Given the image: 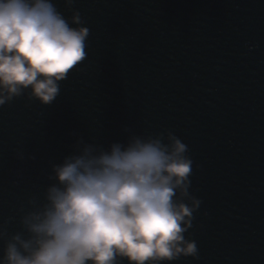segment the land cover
Wrapping results in <instances>:
<instances>
[{
  "label": "water",
  "instance_id": "95a60500",
  "mask_svg": "<svg viewBox=\"0 0 264 264\" xmlns=\"http://www.w3.org/2000/svg\"><path fill=\"white\" fill-rule=\"evenodd\" d=\"M52 3L88 28L85 57L51 103L24 90L0 106V257L28 238L55 165L171 132L192 162L200 203L182 235L197 253L155 264H264V0Z\"/></svg>",
  "mask_w": 264,
  "mask_h": 264
},
{
  "label": "clouds",
  "instance_id": "9594fccd",
  "mask_svg": "<svg viewBox=\"0 0 264 264\" xmlns=\"http://www.w3.org/2000/svg\"><path fill=\"white\" fill-rule=\"evenodd\" d=\"M71 3L72 0H67ZM70 26L52 0H0V106L28 90L44 104L85 57L87 27ZM171 132L132 137L107 150L85 145L54 166L46 203L12 235L0 264H134L195 256L182 235L200 201L188 192L191 160ZM185 200L189 201L186 203Z\"/></svg>",
  "mask_w": 264,
  "mask_h": 264
}]
</instances>
